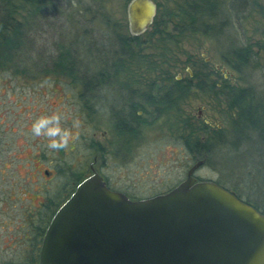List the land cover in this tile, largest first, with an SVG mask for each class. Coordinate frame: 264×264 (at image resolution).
I'll list each match as a JSON object with an SVG mask.
<instances>
[{"label":"rangeland","instance_id":"obj_1","mask_svg":"<svg viewBox=\"0 0 264 264\" xmlns=\"http://www.w3.org/2000/svg\"><path fill=\"white\" fill-rule=\"evenodd\" d=\"M126 1L90 0L91 13L95 9L102 10L109 16L111 25L108 27L100 21H94L84 23L85 26L81 27L88 29L91 34L89 36L95 40L92 44L94 49L102 48V53L108 57L122 56V63L112 66L110 71L130 73L131 77L137 72L163 71L186 76L190 70L200 71L202 77L213 69L217 72L204 77L199 88L196 87L189 93L181 106L182 111H169L162 114L153 125L144 127L142 139L130 152L125 163L111 153L116 134L109 120V86L102 93L103 106L98 105L97 113H94L83 107V101L82 104L79 103L80 85L72 84L59 74H45L36 70L33 74L14 73L10 68L1 69L0 264H25L24 257L29 254L37 231L35 226L43 227L46 222L44 215L41 217H45V220L40 221L38 212L42 209H37V206L60 191L66 180L63 175L58 174L47 180L43 169L49 162L52 165L58 163L59 166L55 164L54 167L75 169L74 171L87 176L94 154L92 138L100 141L105 148L107 164L103 171L111 185L127 192L131 197L143 198L166 191L185 177L190 157L183 148L180 149V143L174 137L185 135L181 123L183 118H192L195 121V115L201 108L203 115L214 128L219 127L223 140L226 141L229 137L234 111L227 106L219 85L214 91L208 89L217 77L225 76L239 87H252L255 97L253 103L259 105L257 112L264 120V70H247L241 75L231 69L222 58L228 47L252 44L257 49V43L264 40V0H244L246 7L242 6L243 0H210L219 5L217 11L220 15L205 19H209L207 23L214 25L205 34L188 30L187 25L184 30L178 31L183 22L180 17L177 20L173 13L178 8H187L192 0H153L157 4V15L152 30L141 36L139 45L129 40L127 52L119 54L117 51L120 49L115 42L128 36ZM83 2L80 3L81 7L88 5L86 0ZM232 4L235 8H232ZM168 12L170 17L168 16L169 20L165 19V27L161 22ZM45 16L43 26L33 30L31 34L32 62H41L39 56L44 54L47 58L56 56L54 41H60L61 33L69 29L71 35H75L76 30H80L75 27L79 25L77 23L72 24V29L69 28L71 24L66 16L55 15L50 11ZM220 19L224 23L218 30L215 26ZM203 20L194 25L204 28ZM175 25L178 26L177 31L173 29ZM76 50L80 56L81 50L78 46ZM152 59L157 62L156 71L146 69L149 63L147 61L151 62ZM205 59L209 60L207 65H204ZM93 60L90 57L85 59L89 62ZM108 60L109 58L107 62L110 64L111 61ZM53 113H59L62 126L73 132L68 148L59 151L50 150L47 140L35 137L31 132V124L36 119ZM76 122L79 123L78 128L74 127ZM203 134L209 136L214 147L205 157L203 166L196 171V176L234 187L242 191L244 197L247 195L264 209V138L251 132L240 142V146L237 147L239 143L234 139L230 147L218 144L215 135L211 133L201 132L199 136Z\"/></svg>","mask_w":264,"mask_h":264},{"label":"water","instance_id":"obj_2","mask_svg":"<svg viewBox=\"0 0 264 264\" xmlns=\"http://www.w3.org/2000/svg\"><path fill=\"white\" fill-rule=\"evenodd\" d=\"M155 12L152 0H130V32L146 30ZM201 164L141 199L110 189L91 168L47 224L39 264H264V214L217 182L197 180Z\"/></svg>","mask_w":264,"mask_h":264},{"label":"trees","instance_id":"obj_3","mask_svg":"<svg viewBox=\"0 0 264 264\" xmlns=\"http://www.w3.org/2000/svg\"><path fill=\"white\" fill-rule=\"evenodd\" d=\"M89 1L86 0L88 5H82L81 7L80 5L84 3L83 0H0V70H8L10 68L14 73L22 72L29 74H33L34 70H36L45 74L52 72L59 75L66 74L67 76L74 74V72H79L81 75L80 80L83 93L81 101H83V107L89 111L91 108L90 92H92L94 82L90 74L95 71L106 72L111 69V66L101 63L103 61H100L98 58L101 54L95 51L92 45L95 40L91 39L89 36L91 34L88 29L81 28L85 26L83 25L84 23L94 21H100L108 27L111 25L109 16L103 13L102 10L95 9V12L93 11L94 13H91L92 9ZM74 6L75 8H72ZM242 6L246 7V2L244 0L242 1ZM233 7L235 8L234 5L232 8ZM217 9L218 8H215L213 3H210L208 9L203 13L200 11H194L195 13L193 15H187L186 13L182 14V22L184 25L188 26V30L193 32L198 31L203 34H205V32L209 33L210 30L214 28V25L207 23L209 19L208 21L205 19L208 17L212 18L214 15L217 16L216 14L220 15ZM47 11H50L55 15L60 14V16H66L68 23L71 24L69 28L72 29L75 23H77L79 25L75 27L80 28V30H76V33H74L75 35H71L69 29L67 31L64 30L65 32L61 33L60 41H54L55 54L58 59L51 58L49 62V57L47 58L44 54V56H39L41 62H32L30 61V51L32 49L30 46L31 34L33 30H38L43 26ZM200 20H203L202 25L204 26V28L201 29L194 25V23L199 22ZM223 23L224 21L220 19L217 23L218 25L216 24L215 29L217 28L219 30ZM257 45V49L253 48L252 44H243L238 47H228L222 54L223 61L231 69L241 75L245 74L247 70H264V40L262 42H258ZM77 46L81 50L80 56L82 58L77 55ZM128 46L129 45L127 43V48ZM74 47L75 49H73ZM87 57L93 58L94 60L90 62L85 61ZM97 63L99 64L96 65ZM147 63V70L153 69V71H156L157 64L150 61H147ZM204 65L207 64L204 63ZM35 68H38L39 70ZM77 68H80V71ZM213 71L214 69L209 73H214ZM193 73V79L196 81L193 88H199L200 82L201 80L203 81L204 76L202 77L200 71ZM216 81L220 82L219 90L222 91L226 99L227 106L231 110L233 109L235 117H232L231 119V129L228 134L229 137L226 135L228 137L226 141L225 139L223 140L220 130H211L203 122L196 123L195 120V123L193 124L194 136L192 146L193 153L198 157L202 156V152H211L214 147V142L211 141L210 143L207 139L203 141L199 138V133L201 132L209 133L212 131V135H215L218 144L224 146L229 145L230 147L231 141L234 139L238 141L237 143H239V145L237 144V147L240 146V142L251 132H254L264 138V120L260 114L258 115L257 111L259 105L253 103L255 98L252 92L253 88L239 87L230 80L223 79L222 77H217ZM216 81L213 80L210 88L208 89L214 91L217 86ZM175 84L176 85H173V87L179 86L178 84H180V82ZM83 98H86V100H83ZM168 112L169 111H162V114H166ZM209 135L211 136V134ZM81 176L84 177L83 175ZM53 210L54 207L50 206L49 209L47 208L38 212L40 221L43 222L46 217V222L43 227L41 225L35 226L37 231L31 250L29 254L24 257L25 264H39V247ZM41 215H44L45 217H41Z\"/></svg>","mask_w":264,"mask_h":264},{"label":"flooded vegetation","instance_id":"obj_4","mask_svg":"<svg viewBox=\"0 0 264 264\" xmlns=\"http://www.w3.org/2000/svg\"><path fill=\"white\" fill-rule=\"evenodd\" d=\"M129 1L130 0L126 1V15H127V5ZM210 3H213L215 8H218L219 6L216 2L214 1L212 2L210 0H192L191 3L187 5V8H178L177 11L173 13V15L177 17V20L180 17V21H181L182 14L186 13L187 15L188 14L193 15L197 11H200L203 13L204 11L208 9ZM156 15H157V4H156V12H155L152 23L149 25V27L146 30H144L143 32L139 34H132L130 32L128 18H127L128 36H126V38H123L115 42V45L118 44L119 49H120L118 51L117 50L115 51L119 52V54L127 52V43H129V40L132 41L133 43H136L135 45H139L140 44L139 40L141 36H143L145 33L150 32L152 30ZM169 15H170V12L166 13L164 20L161 22L162 24H164L165 27L167 26L166 25L167 21L165 19L169 20L168 19ZM177 25L173 26V29H175L176 31L178 29ZM185 26L186 25L184 24L179 25L178 31L181 32L182 30H184ZM169 36L171 37L172 35H169ZM101 49L102 48H95V51L101 54V56L98 57L100 61H103L101 63H104L105 65H109L111 66V68L114 65L117 66L122 63L121 61L122 56L116 57L115 55H113V57H108L107 54L102 53L103 50ZM101 57H103V59ZM51 58L58 59L57 56L50 57L49 62ZM108 58H109L108 61L109 62L111 61L110 64L107 62ZM154 60L155 59H152L151 62L156 64L157 62ZM208 61L209 60L205 59L204 63L208 64ZM77 69H79L80 71V68H77ZM213 72L216 73L217 71L214 70ZM48 73H52V72H48ZM129 74L130 73L123 74L121 72H115V71H106V72L95 71L90 74L91 78L94 80L92 92H90L91 112L97 113L98 105L103 106L104 99L102 98V93L105 90V87L109 86L108 91L110 93V97L107 102V106L109 108L108 112L110 113L109 120L111 121L112 126H113V131L116 134L112 141L113 146H112L111 153L121 158V160L124 161L125 163H127L130 157V152H132L133 148L142 139V131L144 127L153 125L157 121V119L160 116H162V111H166V112L176 111V110L182 111L183 109L181 106L184 104L189 93L194 89L193 85L196 82L193 79L194 73L189 72V71H187L186 76H183L179 73L176 75H172L168 72H164V73L137 72V73L132 74L133 77H131ZM60 75L70 80L72 84L78 83L80 85L81 91L78 94L79 96L78 98H79V103L81 104V97L83 93H82V85H81V80H80L81 78L80 73L74 72V74L69 75V76H67L66 74H60ZM147 75L148 77H146ZM208 75H210V73L205 75L204 77L206 78ZM222 78L227 79V77L225 76H223ZM177 82H180V84H178L179 86L173 87V85H176L175 83ZM217 85H220V82L217 83ZM192 116L194 115L192 114ZM195 118H196V123L203 122L206 126L209 127V129L215 130V131L219 130V127L214 128L210 120L205 118V116L203 115L201 111V108L198 109V112L195 115ZM192 121H193L192 118L191 119L183 118L181 123L184 129L183 131L185 135H174V137L177 140V142L180 143V149L183 148L186 154L189 155L190 157L189 158L190 164L187 167L188 169L195 162L199 160L202 161V164L195 170L194 177L197 180H204L196 176V171L200 167L203 166L206 160L205 157H207L210 154V151L209 153L202 152L201 157H198L197 155L195 156V154L193 153V146H192L193 136H194L193 124L195 123V121L193 122ZM209 133L212 134V131ZM93 137L95 138L96 135H93ZM199 138L203 141L206 139L209 140V136H206L205 134H203ZM91 142H92L91 145L94 150V154H93L92 161L89 164V174L88 175L91 174V170H92L91 168H93L97 173H99L103 177L104 181L106 182L107 186L110 189L121 191L131 199H141V198L131 197L130 195H128L127 192H124L123 190L119 188H115L111 185L108 176L103 171L104 166L107 164V160H106L107 153L105 151V148L100 143V141L96 139L92 138ZM64 154H66V152H64ZM55 164L56 166H59L58 163H53L52 165L49 162L47 164V167L43 169L44 177L47 180H50L56 174H58L61 176L63 175L66 180L63 182L62 188L60 189V191H58L54 196L47 197V199L44 202L39 203L40 206H37V209H42V210H45L47 208L49 209L50 206L54 207V210L52 211V214H51V218L53 214L56 212V210L72 194L77 184L82 179L88 176L87 175V176L82 177L80 172L74 171L75 169L72 170L71 168L64 169L62 167H59V168H57L56 166L54 167ZM58 169H59V172H58ZM182 180H179L178 182H176L175 185L178 184ZM205 180H212V179H205ZM213 181L217 182L224 188L233 192L243 202L249 204L256 210H258L260 213L264 214V209L258 206L256 202L250 200L247 195H245L246 197H244L243 196L244 193L242 191H239L238 189L234 187L232 188L227 187L223 183L217 180H213ZM175 185L170 186L169 189H167L166 191L170 190ZM166 191H161L156 194L163 193ZM151 196H147V197H151ZM143 198H146V197H143Z\"/></svg>","mask_w":264,"mask_h":264},{"label":"clouds","instance_id":"obj_5","mask_svg":"<svg viewBox=\"0 0 264 264\" xmlns=\"http://www.w3.org/2000/svg\"><path fill=\"white\" fill-rule=\"evenodd\" d=\"M78 128L79 123H74ZM32 135L47 140L50 150L59 151L68 148L73 139V132L62 126V117L59 113L42 115L31 124Z\"/></svg>","mask_w":264,"mask_h":264}]
</instances>
